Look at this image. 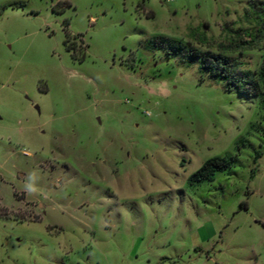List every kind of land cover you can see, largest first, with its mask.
Masks as SVG:
<instances>
[{"label":"rangeland","instance_id":"374dc122","mask_svg":"<svg viewBox=\"0 0 264 264\" xmlns=\"http://www.w3.org/2000/svg\"><path fill=\"white\" fill-rule=\"evenodd\" d=\"M251 3L0 0V264H264V108L169 48L244 39Z\"/></svg>","mask_w":264,"mask_h":264},{"label":"trees","instance_id":"16d2710c","mask_svg":"<svg viewBox=\"0 0 264 264\" xmlns=\"http://www.w3.org/2000/svg\"><path fill=\"white\" fill-rule=\"evenodd\" d=\"M251 8L254 11L245 12V17L252 19L255 28L237 30L240 35L244 31V39L235 37L228 44L218 45V51L194 50L186 48L177 43L170 42L169 48L174 56H180L181 62L191 67L197 64L200 73V81L205 77L222 82L227 91L248 97L258 98L264 108V54L260 64L254 70L246 69L240 60L241 51L254 47L257 40L264 37V0H252ZM166 40H163L165 42ZM238 54L236 57L233 56ZM231 160L211 159L204 163L201 169L194 174L189 183L194 184L199 181H211L216 172H225L231 169Z\"/></svg>","mask_w":264,"mask_h":264},{"label":"clouds","instance_id":"9594fccd","mask_svg":"<svg viewBox=\"0 0 264 264\" xmlns=\"http://www.w3.org/2000/svg\"><path fill=\"white\" fill-rule=\"evenodd\" d=\"M33 178L34 176H29V182L26 183L24 186L25 191L28 192L29 194L36 191V188L34 187V183H33Z\"/></svg>","mask_w":264,"mask_h":264}]
</instances>
